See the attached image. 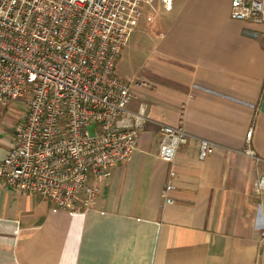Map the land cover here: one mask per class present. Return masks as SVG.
I'll use <instances>...</instances> for the list:
<instances>
[{
  "label": "crops",
  "instance_id": "1",
  "mask_svg": "<svg viewBox=\"0 0 264 264\" xmlns=\"http://www.w3.org/2000/svg\"><path fill=\"white\" fill-rule=\"evenodd\" d=\"M230 1L173 0L136 23L115 75L145 83L127 110L149 121L129 159L91 179V209L59 210L0 178V264H264V25L233 20ZM14 114L0 107V164ZM157 124L188 135L172 164ZM200 140L214 145L204 160Z\"/></svg>",
  "mask_w": 264,
  "mask_h": 264
},
{
  "label": "built area",
  "instance_id": "2",
  "mask_svg": "<svg viewBox=\"0 0 264 264\" xmlns=\"http://www.w3.org/2000/svg\"><path fill=\"white\" fill-rule=\"evenodd\" d=\"M159 3L172 10L173 0ZM149 12L157 14L151 0H0V107L26 105L0 164L7 186L38 194L63 211L94 206L98 188L91 179L128 160L149 121L144 107L127 110L131 85L145 83L115 75L136 23L143 16L153 21ZM230 17L264 25V0H231ZM157 127L158 157L172 164L188 135ZM250 136L248 131L246 140ZM213 148L200 140L198 158L204 160ZM244 154L254 158L249 149ZM170 179L162 192L167 204ZM256 187L264 192V177Z\"/></svg>",
  "mask_w": 264,
  "mask_h": 264
},
{
  "label": "rangeland",
  "instance_id": "3",
  "mask_svg": "<svg viewBox=\"0 0 264 264\" xmlns=\"http://www.w3.org/2000/svg\"><path fill=\"white\" fill-rule=\"evenodd\" d=\"M151 3L154 6V8L158 14L163 15L164 13H166L162 9L161 4L159 3V0H151ZM150 15L153 16L154 18H157L156 15L153 13H151ZM141 21H144V16L139 20V22H141ZM120 70L122 71V67L120 65H117V67H116V74L117 75H120V73H121ZM9 106L16 113V114H14L13 118L15 119L16 124H18L19 122H21V118L24 115V112L26 110V105L24 103H21V102H11V103H9Z\"/></svg>",
  "mask_w": 264,
  "mask_h": 264
}]
</instances>
